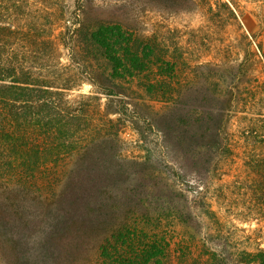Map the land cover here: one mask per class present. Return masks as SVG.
<instances>
[{
	"label": "trees",
	"instance_id": "16d2710c",
	"mask_svg": "<svg viewBox=\"0 0 264 264\" xmlns=\"http://www.w3.org/2000/svg\"><path fill=\"white\" fill-rule=\"evenodd\" d=\"M60 2L0 0V264H264L261 244L233 245L212 192L238 155L264 217V54L202 63L142 26L201 12L225 35L236 4L75 0L67 18ZM122 122L155 133L154 153L123 157Z\"/></svg>",
	"mask_w": 264,
	"mask_h": 264
},
{
	"label": "rangeland",
	"instance_id": "374dc122",
	"mask_svg": "<svg viewBox=\"0 0 264 264\" xmlns=\"http://www.w3.org/2000/svg\"><path fill=\"white\" fill-rule=\"evenodd\" d=\"M237 6L239 24L228 28L225 35L210 29L209 23L201 12H192L179 15H161L156 12H145L142 26L149 30H157L166 34L173 43H178L192 60L202 63H219L225 60L224 48L232 49V59L262 60L264 54V0H232ZM54 5V4H53ZM60 7L67 16L73 18L79 12L75 0H62ZM61 12V11H60ZM63 24V23H61ZM67 24V23H66ZM63 28H57L55 36L58 37ZM60 42L61 62L64 66H71L70 52ZM259 65L255 75L261 74ZM94 87L84 82L78 90L70 92L71 98L79 94H89ZM105 99L103 100V102ZM162 104H155V109H161ZM113 118H116L113 116ZM238 124L233 121L232 133L237 134ZM120 129L121 154L127 158L141 159L154 153L153 144L157 142L155 133L148 132V142L141 141L136 130L129 122H122ZM233 157V156H232ZM230 157L222 167V180L214 186L213 194L218 195V211L225 221L226 230L229 231L234 246L247 247L257 242L264 248V217L255 219L252 216V193L250 182L246 177L242 160L237 155ZM218 189V191H216Z\"/></svg>",
	"mask_w": 264,
	"mask_h": 264
}]
</instances>
